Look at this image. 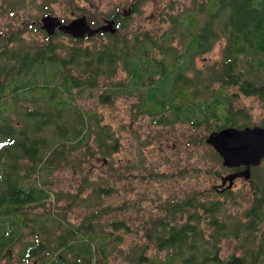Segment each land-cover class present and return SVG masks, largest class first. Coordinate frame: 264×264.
I'll use <instances>...</instances> for the list:
<instances>
[{
  "label": "trees",
  "instance_id": "trees-1",
  "mask_svg": "<svg viewBox=\"0 0 264 264\" xmlns=\"http://www.w3.org/2000/svg\"><path fill=\"white\" fill-rule=\"evenodd\" d=\"M143 1L134 4L133 13ZM2 5L10 15L20 10V4ZM131 18L109 16L115 33L92 37L76 38L61 31L50 36L41 28L46 36L41 43L26 46L17 38L0 40V264L15 259L18 246L20 264H110L115 233L131 231L124 220L107 219L111 211L129 210L128 205L114 209L104 205V199L115 193L110 185L93 188L90 199L99 205L79 225L70 224L65 212L47 207L53 200L56 173L83 170L74 166L78 157L74 151L80 145L88 148L94 137L100 154L118 152L120 144L110 126L74 104L83 93L100 89L102 82L109 88L99 96L102 105L118 96H138L158 126L188 123L198 130L204 123L214 125L215 131L251 126L245 111L233 110L231 91L264 101V0H192L189 7L172 8L169 30L162 33H129ZM22 25L29 29L25 21ZM101 25L95 18L90 21L92 29ZM59 36L71 44L58 43ZM221 39L226 42L222 58L206 70L196 68V60L213 52ZM9 42L19 48L10 50ZM119 71L128 78L113 83ZM18 108L20 117L15 119ZM260 168L252 169L254 200L245 221L231 217L220 222L224 207L220 200L200 202L197 193L174 199L158 206L161 218L144 230L148 244L132 247L130 260L260 264L264 259V179L256 176ZM86 180L79 194L72 195L73 201L88 199L81 196ZM206 227L212 228L208 236ZM223 241L235 242L240 254L223 258ZM151 244L168 259L149 257Z\"/></svg>",
  "mask_w": 264,
  "mask_h": 264
},
{
  "label": "rangeland",
  "instance_id": "rangeland-1",
  "mask_svg": "<svg viewBox=\"0 0 264 264\" xmlns=\"http://www.w3.org/2000/svg\"><path fill=\"white\" fill-rule=\"evenodd\" d=\"M137 1L0 0V40L17 38V43L21 41L26 46L41 43L46 39L41 32V22L45 15L58 17L66 24L86 17L90 28V21L94 18L102 23L100 28L110 22L106 19L109 16L132 17L128 22L129 33H162L169 30L167 16L172 14L173 7H189L192 4V0H144L137 13H133L132 8ZM2 4H20V10L15 9V13L10 15L3 12ZM24 21L28 23V30L22 25ZM91 24L93 27L97 26L95 22ZM56 41L66 46L71 44L70 39L64 36L57 37ZM177 42L181 43L179 39ZM84 43L85 46L89 45L86 41ZM8 44L10 50L19 48L16 43ZM225 46V40L221 39L213 52L196 60L195 67L206 70L218 62ZM127 78L125 72L119 71L113 83L125 82ZM101 86L92 93L85 92L78 96L74 104L84 112L96 114L103 119L104 124L110 126L120 144L118 152L111 156L100 154L94 137L89 141L88 148L80 145L74 151V155H78L74 166H83V170L78 169L74 173L72 168H66L56 173L52 178L53 200L48 208L65 212L70 224L79 225L99 205L95 199H90L93 188L98 184L110 185L115 193L104 199V205H110L112 209L128 205L129 210L123 212V208L111 211L107 219L124 220L131 229L130 232L115 233L114 240L119 237L121 241L115 243L113 240L110 264H135L128 256L129 251L136 245L148 244L144 230L151 229L152 222L161 218L162 213L158 206L171 203L174 199H184L197 193L201 197L198 196L200 202H222L223 211L218 216L220 222H226L231 217L239 221L246 220L254 200V184L245 179L236 180L231 189L227 188L228 184L223 186L228 190L225 193L222 187L223 178L230 176L232 171L223 166L216 152L206 144L208 136L215 131L214 125L202 123L198 130L188 123L172 127L158 126L145 112L138 96L122 95L113 98L111 104L102 105L99 96L109 88L107 82H102ZM231 99L233 110H243L250 118L249 127L262 126L264 101L259 96L246 97L232 90ZM26 106L33 107L31 103ZM18 117L19 108L15 119ZM256 176L257 179H264V163ZM84 178L87 180L81 196L88 199L83 202L78 197L77 202L73 201L72 195L79 194ZM202 218L209 223L208 216L202 214ZM205 230L207 236L212 233V228L206 227ZM220 246L223 258L233 253L240 254L235 242L223 241ZM19 250L18 246L15 259L1 264H20L17 255ZM148 253L149 257L157 261L168 259L167 253L160 252L153 244L150 245ZM260 264H264V259Z\"/></svg>",
  "mask_w": 264,
  "mask_h": 264
},
{
  "label": "water",
  "instance_id": "water-1",
  "mask_svg": "<svg viewBox=\"0 0 264 264\" xmlns=\"http://www.w3.org/2000/svg\"><path fill=\"white\" fill-rule=\"evenodd\" d=\"M41 23L42 29L50 36L55 35L57 31L66 32L76 38H83L86 35L92 37L99 33H115L114 20L98 29H91L86 17L63 25L58 17L47 15L43 17ZM206 142L221 157L225 168H243L224 177L222 187L228 184L227 188L231 189L235 180L239 178L250 181L252 169L260 167L264 162V126L227 127L212 132Z\"/></svg>",
  "mask_w": 264,
  "mask_h": 264
},
{
  "label": "flooded vegetation",
  "instance_id": "flooded-vegetation-1",
  "mask_svg": "<svg viewBox=\"0 0 264 264\" xmlns=\"http://www.w3.org/2000/svg\"><path fill=\"white\" fill-rule=\"evenodd\" d=\"M59 19V18H58ZM61 22H62V24L63 25H67L66 23H64L61 19H59ZM86 36H88V35H86ZM229 170H232V169H229ZM241 170H243V168H240V169H234V170H232V174L233 173H236V172H239V171H241ZM240 179H242V178H239V179H236V180H240ZM235 180V181H236ZM235 183V182H234ZM223 190L224 191H226L227 189H225V187H223ZM224 191H219V192H224Z\"/></svg>",
  "mask_w": 264,
  "mask_h": 264
}]
</instances>
